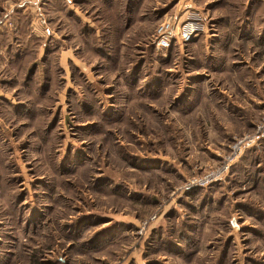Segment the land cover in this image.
Listing matches in <instances>:
<instances>
[{
  "label": "rangeland",
  "instance_id": "rangeland-1",
  "mask_svg": "<svg viewBox=\"0 0 264 264\" xmlns=\"http://www.w3.org/2000/svg\"><path fill=\"white\" fill-rule=\"evenodd\" d=\"M0 264H264V0H0Z\"/></svg>",
  "mask_w": 264,
  "mask_h": 264
},
{
  "label": "built area",
  "instance_id": "built-area-1",
  "mask_svg": "<svg viewBox=\"0 0 264 264\" xmlns=\"http://www.w3.org/2000/svg\"><path fill=\"white\" fill-rule=\"evenodd\" d=\"M195 31V28L184 27L183 31L181 32V37L183 40H187L190 38V35ZM177 34L176 29L173 26V23L170 20L162 21L155 30V39H156V46L158 49L164 50L167 49L170 45L172 38ZM253 141V137L244 136L234 143L231 147V154L229 159H225L223 161L222 167L217 169V171L211 173L209 176H206L205 183H212L221 178V175L228 170L230 163L240 154L243 150L245 144L251 143ZM196 183L193 181L192 184Z\"/></svg>",
  "mask_w": 264,
  "mask_h": 264
}]
</instances>
